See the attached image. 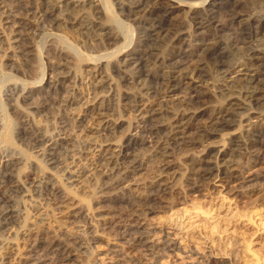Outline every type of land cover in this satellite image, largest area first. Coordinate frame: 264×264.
Listing matches in <instances>:
<instances>
[{
	"label": "rangeland",
	"instance_id": "1",
	"mask_svg": "<svg viewBox=\"0 0 264 264\" xmlns=\"http://www.w3.org/2000/svg\"><path fill=\"white\" fill-rule=\"evenodd\" d=\"M40 1L27 0L35 3V7L41 6ZM64 1L68 3L65 15L57 14L51 20L41 22L35 32L26 36L23 34L26 45H29L25 53L11 49L10 43L4 42L5 39L4 43L0 41V173L4 162L15 163L11 170L14 176L13 190L6 193L13 201L14 218L11 225L0 232V264H34L29 256L35 248L41 252L49 245L60 246L63 242L62 245H66L67 240L71 241V246L68 245L69 259L58 264H264V181L261 182L264 161L252 163L247 152L242 156L244 148L237 149L236 155L233 153L230 156V159L242 162L240 167H246L242 169V179L251 176L258 179L256 184H249L251 187H244L240 182L222 187V183L213 177H206L200 182L194 178L195 168L208 150H223L222 147L229 144L230 137L244 134L248 123L240 124L241 119L250 113L254 116L252 123L263 119L264 100L248 110V105L240 98L241 88L245 85L236 84V89L228 85L224 89L223 83L208 69L210 77L199 84V90L203 92L200 102H196L190 110L179 107L178 101L183 94L178 92L167 96L168 101L163 109L188 114L186 127L189 137L186 135V140L189 143L196 140L195 132L206 127L210 116L219 109L228 110L232 125L228 128H209L207 132L212 133L211 138L197 139L189 145L167 141L171 129L163 130L151 142L135 148L134 156L141 167L133 173V177L120 182L118 176H110L107 170L99 166V153L87 149L110 144L118 150L127 137L134 134L133 128L137 124L134 117L125 112L124 98L135 101L140 100V95L114 73V68L119 66L117 54L131 49L135 44L133 26L123 17V7H119H128V4L125 0H93L96 6H101L93 9L87 6L89 0ZM152 1L149 7L162 2L181 6L179 12L170 18L171 23L168 22L166 35H163L164 43L158 51L161 56L172 51L170 40L193 32L191 23L193 17L197 16L195 10L200 11L213 4V11L225 26L244 20L242 26L232 24L228 33L231 40L240 39L238 34L242 32V37L250 35L255 30V22L261 21L260 26L264 30V0H236L238 7L235 9L229 4L235 0H185L189 4L179 0H175L176 3L170 0ZM217 3L224 6L220 8ZM189 5L197 9L189 8ZM101 26L121 36L119 43H115L117 45L106 41L107 31H101ZM3 34L0 27V37L8 35ZM13 36L8 35L7 38ZM105 51L115 56L109 60L101 59L99 56ZM234 51H230L231 56L225 59L227 66L243 62L248 54L247 50V54L245 51ZM112 69L114 75L110 73ZM251 71L254 75L261 74L256 68ZM236 76L246 80L245 72ZM259 76L258 81L262 79L264 82L263 74ZM59 80L67 81L61 91L62 96L47 84ZM90 83L100 87L96 95L99 93V96L110 98L106 103L108 110L104 112L102 120L86 122L85 127H78V113L82 104L90 103L95 98ZM234 90L236 95L233 94ZM63 97L79 98L81 102L65 109L58 100ZM161 100L159 97L145 98L141 110L156 109L157 102ZM26 119L31 120L34 128L43 131L50 139L68 144L67 150L64 149L66 153L62 151L63 162H48L42 157L40 149L21 140L23 120ZM61 120L67 128L60 133ZM103 122H107V127ZM164 125V129L170 128L169 122H164ZM8 134L11 142L6 139ZM242 137L248 143L247 136L244 134ZM159 151L163 153L159 155ZM71 169L76 171L74 177L68 173ZM52 195L58 198V202L65 201L64 204L53 203ZM133 202H140L144 209V222L150 229L153 244L162 248L165 243H172L173 251L164 252L161 256H148L135 251L119 235V226L127 222ZM105 223L108 224L107 228ZM78 236L83 237L82 248L72 245L75 239H79Z\"/></svg>",
	"mask_w": 264,
	"mask_h": 264
},
{
	"label": "bare ground",
	"instance_id": "2",
	"mask_svg": "<svg viewBox=\"0 0 264 264\" xmlns=\"http://www.w3.org/2000/svg\"><path fill=\"white\" fill-rule=\"evenodd\" d=\"M89 1L90 2L87 3V6L89 5L90 8L99 9L101 7V6L100 7L96 6L97 3L95 4L93 0H89ZM125 1L127 2L128 7H126L125 5H121L119 7H123L122 13L125 14L123 17H126V19H128V22H131V26H133L135 32L134 35L135 37H133L135 38V44L134 47L131 46L132 47L131 49H128L127 51L121 53L119 52L117 54L119 66L117 67L116 65H114L116 66L114 68V73L120 76V79L124 83L133 86L134 89L140 95V98L137 96L140 100H135V101H131L130 100L131 98L129 97L124 98L125 112L131 114V116L134 117L137 124L133 128L134 134L128 136L124 144H122L120 148H118V150H116V148H114L110 144L106 145L105 147H101V146L90 147L87 149V151L91 150L99 153V158H98L99 166L103 170H107L108 173H110V176H116V177L118 176V181L120 182L124 180L126 181L128 178H130L133 175V173H136L135 172L136 170H138L141 167L139 160H137V158L134 156L135 148L138 145L144 144L145 142H151L156 136H159L163 132V130L171 129V131L167 136V138L169 139L167 141H171V142L173 141L174 143H179L180 145H185V144L189 145L195 143L197 139L200 140L205 137L211 138L212 133L210 132L211 133L210 134L207 132V129L209 128L210 130L215 127H223V126H225V128H228L232 125V121L230 120L231 114L228 112V110L226 109L227 111H225L219 109L210 116L206 127L203 126L204 127L203 129H200L197 133L195 132L196 140H193L192 142L189 143L186 140L187 139L186 135L188 133L187 132L188 128L186 127L187 125L186 120H188L187 119L188 114L186 115V114L173 113V112H169L170 110L164 111L163 109V107L167 104L166 102L168 101L167 96L169 95L171 96V94L176 95V93L178 92L183 94L182 99L178 101L179 107H183L186 110H190L192 106L196 105V102H198L202 98L201 95L203 93L200 92L199 90V84L206 82L211 75L209 74L210 72L207 71L208 69L212 70L215 77L218 78V80H220L223 83L224 89L225 87H228V85L229 88L231 87L235 88V85L240 83H243L245 85L244 88H241L242 89L241 92L240 91L239 92L242 101L246 103V106L248 105V110L252 109L254 105L260 104L264 100V95H262L261 93L264 91V82L262 81V79L260 81H258L257 79L258 75L262 76L263 74L264 76V30L260 26L262 24L261 21L257 23L255 22L256 27H254L255 28L254 31L251 32L249 29V31L251 32L250 35L242 37L241 35H243L244 32H242V34L239 33L238 35L240 39H238L237 41H233L231 40V37L229 38L228 35V33L230 34L231 32L232 24L236 23L242 26L244 20H238L240 22L233 21V23H231L229 26H227L228 23L225 26V24H222L220 22L218 16H216L217 15L216 12L213 11L212 8L214 4L210 5L208 8H203L202 10L200 9V11L195 10L197 12V16H195V18L193 17V19L191 18L193 32L189 35L182 36L181 38L177 37V39H174L172 41L170 40L169 43L172 51L171 52L169 51V53H166L161 56L158 54V51L161 49L162 44L164 43L163 35L167 31V27H168L167 25L170 18L172 17L173 14H175L178 11L180 5L176 7L173 4H165L164 2H162L158 5L155 6L153 5V7H149L150 5L149 3H151V0H125ZM170 1L172 3L175 2V0H170ZM179 1L182 3L184 2L189 4V2L185 0L184 1L179 0ZM40 2H41V6L35 7L34 6L35 3L33 4L31 2H27V0L26 1L0 0V27L3 30L4 34H8L12 36L14 35L11 38H7L8 35L7 37L4 38L1 36L0 41L3 42V40L5 39L4 42L5 41L9 42L10 43L9 46L11 49L18 51L19 53H25L29 48L28 47L29 45H26V42L23 39V34L26 36L29 33L35 32L36 28L39 27L41 22H47L57 14H61V13L64 14L65 12H67L68 3H66L64 0H41ZM220 3L219 4L217 3V5L220 6L221 8V6L224 5L223 3L222 4ZM106 4L111 10H113V8L109 5V3ZM229 4H231L230 7L234 9L238 7V2L236 0L235 2L233 3L230 2ZM189 8L197 9L193 5L191 7L189 5ZM32 21H34V23L36 24L32 23ZM170 23L171 22H169V24ZM120 24L125 25L127 23L124 24L120 23ZM188 25L190 24L188 23ZM238 28L240 29V27ZM101 31H107V30H104V28L101 26ZM110 32L107 31L105 33L106 41L109 43L112 42V45L113 44L117 45L121 40L120 39L121 36L117 34L114 35L113 33ZM4 34L3 36H5ZM235 35L237 34L235 33ZM259 37L262 38L259 39ZM232 38L234 39V37ZM132 41L134 42V40ZM261 42L262 45H259V43ZM235 49L237 51L247 50L248 54L245 51L247 55L243 62H239L234 66H227L226 64L227 61L225 62V59L228 58V55L231 56L230 51L232 52ZM113 56L115 55H111L110 52L105 51V53L101 54V56L99 57L101 59H108V58H112ZM103 65L105 64L103 63ZM109 68L111 70V67ZM253 68L259 70L261 74L259 73H257L258 75L252 74L253 72L251 71V69L253 70ZM242 72H245L246 80H241V78L239 79L236 76L238 73H242ZM110 73L113 74V69ZM215 77H214V81H215ZM66 79H68V77ZM66 82L67 81L65 80H61V81L59 80V82L57 83H53L49 81L47 82V84L50 86V88H52V90H54V92H57L58 95H61V91L62 89L65 88ZM221 82L220 84H222ZM91 85L93 92H95L94 93L95 98L94 101H91L90 103L89 101H87L82 104L81 110L78 113L79 114L78 127L83 125L85 127L86 122L90 123V121L93 120H102L104 112L108 110L106 103L110 98L99 96V93L98 95H96V91L98 90L99 86L94 85L93 83ZM233 94H235V90ZM226 96L228 95L226 94ZM151 97L162 98L161 101L157 102L158 103L156 104L157 108L155 109V107L153 106L154 109L151 110L148 109V111L145 110L143 111V109L141 110L142 108L141 106L143 105L145 98L149 100V98ZM234 99H238V98H234ZM58 100L61 101L62 106H64L65 109H69L81 102L79 98H73V97H63L62 100L61 99ZM41 108L44 109L45 107H41ZM177 108H175V110ZM228 108H230V106ZM250 114H247L245 119H241L239 121L240 124L248 123L247 128L244 131V134L247 136L246 139H248V141L247 140L246 141L248 143L243 141L242 139L244 138L242 137L244 135L243 134L242 136L230 137L228 139L229 144L223 146L222 147L223 150H219V151L217 149L208 150L206 152V156L202 160H200L199 164L195 168L194 171L195 181L200 182L203 179H206V177L207 178L213 177L214 180L215 179L219 180L222 183V187L225 186L227 187L230 184H236L239 182L244 187L252 183L255 184L257 183L258 179H255L253 176L249 178L247 177L246 179L244 178L242 179L241 174L244 172L242 169L243 168L245 169L246 167L243 166L240 167L242 164L241 161L230 159V156H232V154L235 153L237 149L244 148L245 152H242V156H244L245 155L244 153L247 152V155H249V157L252 158L253 161L252 163H258L264 161V117L263 119L261 118V121H259L258 123H252V119L254 118V116ZM23 121H24V127H22V129L23 128L24 129L20 134L21 140H23L27 144L28 143L31 144L34 148L40 149L42 151L41 152L42 157L47 159L48 162H52L54 164L59 163L60 161L63 162L62 151L64 149L67 150L68 144L67 143L65 144V142L62 141L58 142L54 139H50L47 135L43 134V131L39 132L40 130L39 131L36 130L33 124H31V120L29 121L26 119ZM166 121L169 122L168 127L170 128L164 129L165 125L163 126V123ZM60 124L61 127L59 132L61 133L65 131L67 126L66 123L65 124L63 123V121ZM113 124H115V122ZM103 125L107 127V122H103ZM84 130L86 129L84 128ZM6 139L8 142L12 141L10 134L6 136ZM163 144L164 142L162 143V145ZM161 153L159 151V155ZM72 154L74 155V153ZM248 164L249 163H247V165ZM14 166L15 163L12 161L4 162L2 164V171L0 173V232H2V230H5L9 225H11L14 218L13 216L14 211L12 210V206H11V203L13 201H11L10 198L11 196H8L10 194L6 195V193H9L10 191L13 190L12 187L14 183L13 180L14 176H12L11 170ZM75 172L76 171H73L72 169L68 171L69 175L73 177ZM263 181H264V174L261 177V182ZM261 182L259 181L258 183ZM249 186L251 187V185ZM50 194H52V192ZM52 196H53L52 198L53 203L57 205L64 204L65 201L58 202V198L55 197V195ZM131 207H132V211L131 214L128 215V220H126L127 222L123 226L122 225L119 226L120 229L119 235L123 239L127 240L130 246L135 251L146 254L148 256H161L164 252L173 251L174 244L172 243H165L162 248H158L153 244V241L150 240V235H149L150 229L148 228V226H146L144 222V218H143L144 209H142V205L140 204V202H133ZM106 225L108 226L107 223L104 224L105 227ZM77 238H79V236ZM82 238L83 237L79 239H75L72 242V245L73 246L75 245V247L80 246L82 248V246L84 245L83 243L84 241H82ZM62 244L60 246L56 244L49 245L46 249H44L41 252L40 250H38V248H35V250L32 251V254L29 256V259L31 262H34V264H58L60 263V261L66 262L68 261L70 256L69 255L70 250L68 249L69 248L68 245L71 244V241L67 240V243L65 242L66 245H62Z\"/></svg>",
	"mask_w": 264,
	"mask_h": 264
}]
</instances>
